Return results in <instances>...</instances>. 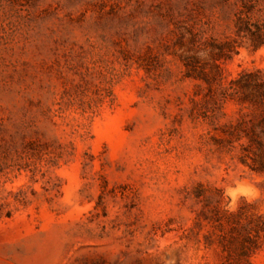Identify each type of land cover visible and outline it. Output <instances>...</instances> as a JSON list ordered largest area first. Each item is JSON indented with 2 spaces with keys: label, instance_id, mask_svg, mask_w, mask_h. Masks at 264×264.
Listing matches in <instances>:
<instances>
[{
  "label": "rangeland",
  "instance_id": "rangeland-1",
  "mask_svg": "<svg viewBox=\"0 0 264 264\" xmlns=\"http://www.w3.org/2000/svg\"><path fill=\"white\" fill-rule=\"evenodd\" d=\"M0 264H264V0H0Z\"/></svg>",
  "mask_w": 264,
  "mask_h": 264
}]
</instances>
